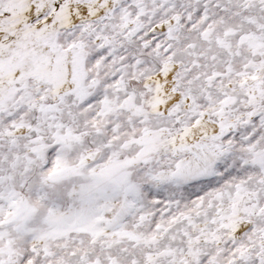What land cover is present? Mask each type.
<instances>
[{
    "label": "snow or ice",
    "instance_id": "6c2138e0",
    "mask_svg": "<svg viewBox=\"0 0 264 264\" xmlns=\"http://www.w3.org/2000/svg\"><path fill=\"white\" fill-rule=\"evenodd\" d=\"M0 264H264V0H0Z\"/></svg>",
    "mask_w": 264,
    "mask_h": 264
}]
</instances>
